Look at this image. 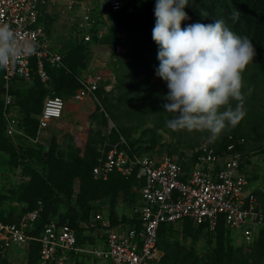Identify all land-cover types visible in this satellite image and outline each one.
Segmentation results:
<instances>
[{"label":"trees","instance_id":"1","mask_svg":"<svg viewBox=\"0 0 264 264\" xmlns=\"http://www.w3.org/2000/svg\"><path fill=\"white\" fill-rule=\"evenodd\" d=\"M99 1L103 9L99 12L103 14L95 16L97 25L93 29L92 40H79L74 32V37L66 44H51V48L63 56V66L47 65L50 76L48 84L43 83L37 75L34 59L31 80L21 77L6 79V70H0V220L18 222L23 214L37 208L41 202L40 216L30 233L38 237L44 226L56 218L60 223L67 221L76 228L79 245L86 239L79 221L87 219L94 209L103 208L102 203L107 202V198L110 200V219L114 226L121 221L130 222L126 214L119 219L116 207L120 200L128 209L139 202L143 183L135 175L127 178L113 172L107 179L94 177L93 168L106 140L116 143L123 137L132 151L140 154L154 151L161 145L169 155L179 154V162L190 170L203 144L201 141L208 138L207 131H173L165 125L166 119L171 116L162 108L165 102L163 97L168 92L167 84L163 80H152L160 63L157 59L158 45L152 39L156 0H120L118 10L111 8V0ZM201 10L208 12L207 18L200 15ZM185 11L191 19L182 21V27L197 22L207 25L214 23L215 19L224 18L236 34L252 40L257 53L243 74L242 92L247 93L244 97V118L235 128L207 142L221 154L229 143L230 135L244 137L246 141L249 138L245 133L246 127L253 126L256 138L261 136L258 127L264 128L261 123L264 121V0H189ZM233 12H239V19H232ZM45 16V28L49 31L52 16ZM102 25L105 26L104 33L99 37L97 31L103 28ZM119 45L125 51H117ZM96 46L109 49L105 50L111 54L108 57L109 67H104L101 73L107 68L116 81L107 91L105 86L110 83L107 78L96 90L99 103L89 117L91 127L87 139L78 142L75 136L68 135L69 142L63 146L58 141L56 131L48 145L37 141L46 97L61 96L67 99L76 94L80 87L78 77L94 73L92 63L97 55L93 47ZM7 84L8 92L14 95L15 100L11 106L6 105L4 98ZM248 89L251 91L248 92ZM232 103L235 106L236 102ZM252 111L255 117H259L254 124L249 120L253 118ZM10 114L17 119L13 134L8 133L7 115ZM62 117L63 114L59 119ZM109 120L115 126L107 134L103 131L104 127L108 128ZM118 124L124 125L126 135ZM164 132L176 134L177 139L167 143ZM183 147L191 151L190 156L182 152ZM238 149L243 154L241 171L246 173L245 166L250 160L246 159L248 152L245 142L239 144ZM260 151L264 152V145ZM254 192L264 206L263 188L257 187ZM232 229L226 225L223 215L214 229H211L208 221L196 224L190 218L162 223L158 230L157 248L163 255L155 262L264 264V236L247 243L233 237ZM40 248V242L30 241L23 264H38ZM75 253L70 252L74 258ZM0 264L12 263L0 254Z\"/></svg>","mask_w":264,"mask_h":264},{"label":"built area","instance_id":"2","mask_svg":"<svg viewBox=\"0 0 264 264\" xmlns=\"http://www.w3.org/2000/svg\"><path fill=\"white\" fill-rule=\"evenodd\" d=\"M111 8L118 10L120 0H111ZM60 6V12L80 8L75 17L76 36L86 42L92 40L93 29L100 9H96L93 0H0V24H8L20 36L32 40L36 53L23 57V62L10 65L5 69V78L21 77L31 80L33 77L32 60L36 62L37 75L48 84L50 80L47 65L63 66L61 53L51 48V42L42 20L53 6ZM101 8V7H100ZM96 12V13H95ZM104 30L97 31L101 37ZM121 51V46H117ZM124 51V50H123ZM107 55H111L110 52ZM78 77L80 87L74 98L83 101L92 97L98 101L96 90L103 80H110L105 87L112 89L116 79L112 73L96 70ZM4 94L6 105L14 104V95ZM66 100L60 96H48L40 115V131L50 122L62 116ZM8 133L13 134L17 119L7 115ZM244 137L229 136V143L221 154L203 143L198 149L196 161L190 170L174 156L148 155L133 152L129 143L122 137L111 143L106 140L102 146L97 164L93 168L95 178L107 179L113 172H119L129 178L136 176L142 181L139 203L133 213L137 221L130 228H112L109 217L102 207L94 209L79 226L98 230L105 228V246H81L78 244L76 228L67 221L60 223L53 218L37 237L30 232L42 209L39 206L22 215L18 222L0 220V254H5L13 243L28 245L32 240L40 242L38 264H66L71 259L70 252L86 254L91 258L89 264H150L160 259L157 248L158 230L162 223L192 219L196 224L208 221L211 229L217 226L221 215L228 227L238 229L247 243L264 236V206L259 202L254 190L249 189V176L241 171L243 160L239 144Z\"/></svg>","mask_w":264,"mask_h":264},{"label":"clouds","instance_id":"3","mask_svg":"<svg viewBox=\"0 0 264 264\" xmlns=\"http://www.w3.org/2000/svg\"><path fill=\"white\" fill-rule=\"evenodd\" d=\"M187 6L189 0H156L154 9L152 39L160 61L155 74L167 84L162 108L171 114L165 125L173 131H207L214 140L245 116L243 74L257 53L252 40L236 34L224 18L182 27V21L191 19ZM200 15L207 18L209 14L201 10ZM232 19H239V12H233ZM35 53L32 40L0 24V70Z\"/></svg>","mask_w":264,"mask_h":264},{"label":"rangeland","instance_id":"4","mask_svg":"<svg viewBox=\"0 0 264 264\" xmlns=\"http://www.w3.org/2000/svg\"><path fill=\"white\" fill-rule=\"evenodd\" d=\"M96 9H102L100 8V1L99 0H93ZM80 8H75L70 11H64L63 13L60 12V6H53L49 9L47 14H50L52 16V22L50 23V29L48 32L51 44L53 46H62L66 44L71 38L74 37V32L76 35V27H75V19L74 17L81 11H79ZM103 10V9H102ZM96 13V12H95ZM46 18V16H45ZM45 18L42 20V23L45 25ZM101 30H104L105 26L102 25ZM75 29V30H74ZM94 48V53L99 56L98 62H94V65L97 67L98 70H102L104 67H109L108 65V60H109V55H107V52L105 50L107 49L104 46H96ZM109 50V49H107ZM123 47H121V51H123ZM108 56V57H107ZM108 71V69L106 68ZM110 72V71H109ZM152 80L156 82H161L162 79L157 77L156 74L154 73L152 76ZM66 105L64 110H63V117L61 119H54L51 124L46 128V130L43 132V135L41 136V140H45L47 138L52 137L53 133H57L58 141L61 145L66 146L69 142V136H75L78 142H83L84 140L87 139L88 136V130L91 127V123L89 121L88 124H86L85 119L87 118V115L89 114L90 107L96 106L98 103L95 99L93 98H87L83 101H76L75 99L73 100L72 98H67L66 99ZM80 113L79 117L74 122L72 125V117L75 116L77 113ZM251 115L253 118L249 119L251 123H256L258 122L257 119L259 117H255V112L252 111ZM74 120V119H73ZM125 120V119H123ZM129 122V121H128ZM264 124V121L261 122ZM111 126H115V124L111 121L110 122ZM119 125V124H118ZM80 126V128H78ZM83 126V128L81 127ZM120 126V125H119ZM123 124L120 126L122 129L123 133H125V129ZM264 127V126H263ZM68 130V131H67ZM258 130L260 132V137L256 138V134L254 133L253 126L251 127H246V134L249 138H246L245 141V147L248 152L246 159L249 161L246 166V173L249 176L250 180V186L249 189L254 190L257 187H262L264 190V152L260 151L261 146L264 145V135L262 134L264 132V128L262 126L258 127ZM70 133V134H69ZM136 133L134 134V136ZM140 135V134H139ZM208 138L206 140H202V143L205 142H210L212 139H210V133L207 132ZM177 139V135L173 133H168L164 132V141L167 143L174 142ZM182 152H186L188 156H190L191 151L188 150L186 147H183ZM164 153H167V151L163 150L161 145L157 146L154 151L148 150L145 154L148 155H162ZM175 159L179 158V154L174 155ZM259 176V178L255 177ZM255 177V178H254ZM125 210V209H124ZM123 210V211H124ZM128 213V211H126ZM233 237L236 239L244 240L242 233L238 229H232L230 230ZM27 254V246L24 244H17L13 243L12 246L7 250V252L4 254L7 258L8 261L12 264H23L24 259L26 258ZM80 259L78 263L76 261H73L72 259H68L66 264H89L91 258H88V256H84L82 253H80ZM74 262V263H73ZM150 264H158L157 262L150 263Z\"/></svg>","mask_w":264,"mask_h":264},{"label":"crops","instance_id":"5","mask_svg":"<svg viewBox=\"0 0 264 264\" xmlns=\"http://www.w3.org/2000/svg\"><path fill=\"white\" fill-rule=\"evenodd\" d=\"M97 57V56H96ZM96 57H93V63L96 61H98L99 59H98V57L96 58ZM98 70V69H97ZM104 72H108L107 70H103ZM107 82V81H106ZM106 82L104 83L105 85H106ZM107 90V89H106ZM111 90V89H110ZM107 91H109V90H107ZM70 98H72L73 100L75 99L74 98V95L72 96V97H70ZM88 98H92V97H88ZM87 99V98H86ZM94 99V98H93ZM98 99V98H97ZM76 100V99H75ZM96 100V99H95ZM76 101H79V100H76ZM97 101V100H96ZM98 103V102H97ZM67 104V103H66ZM67 106V105H66ZM95 109H96V106H92V107H90V111H89V114L87 115V118L85 119L86 121H84V122H86V124H88L89 123V117H90V115L95 111ZM79 115H80V113L78 112L75 116H73L72 117V125L74 124V122H76V120L75 119H77L78 117H79ZM74 119V120H73ZM112 120H109V125H108V128L107 127H104L103 129H104V133H109V131L111 130V128L112 127H114V126H111V124H110V122H111ZM113 122V121H112ZM114 123V122H113ZM51 124V123H50ZM115 124V123H114ZM82 128H83V126H81ZM78 128H80V126H78ZM46 130V129H45ZM45 130H41L40 131V133H39V136H38V138H37V141H40V142H42L43 144H45V145H48L49 143H50V141H51V138H49V140L47 139V138H45V140H41L40 138H41V136L43 135V132L45 131ZM68 131V130H67ZM70 134V133H69ZM139 199H140V196H139ZM106 201L107 202H105V203H102L103 204V209H104V212H105V215L106 216H108L109 217V220H110V223H111V219H110V212H111V206L109 205V202H110V200L107 198L106 199ZM139 203V202H138ZM133 208L134 207H132L131 209H128L124 204H123V202L120 200L119 201V203H118V205H117V207H116V212L118 213V216L120 217L119 219L121 220L122 218H123V215L124 214H126V215H128L129 217H130V222H127V221H121V222H119L117 225H112V223H111V227L112 228H121V227H123V226H126V228H130V226H132L133 224H134V222L135 221H137V219H136V216L134 215V213H133ZM125 209V210H124ZM124 210V211H123ZM126 211H128V213H126ZM105 228H99L98 230H94V229H85L84 228V236H85V242L83 243V244H80L81 246H91V245H95V246H102L103 245V247L105 246L104 244H105V242H106V233H105ZM76 254V256H75V258H74V256L73 255H71V254H69L70 255V257H71V259L73 260V261H76V263H78V261L79 260H81L80 259V253H78L77 254V252L75 253ZM84 256H86V254H83ZM163 255V252L160 250V256H162ZM74 263V262H73Z\"/></svg>","mask_w":264,"mask_h":264}]
</instances>
